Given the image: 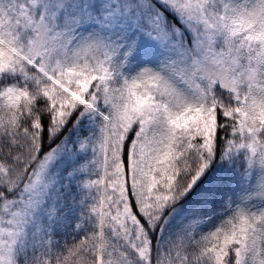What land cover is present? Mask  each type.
Returning <instances> with one entry per match:
<instances>
[{
  "label": "snow or ice",
  "instance_id": "6c2138e0",
  "mask_svg": "<svg viewBox=\"0 0 264 264\" xmlns=\"http://www.w3.org/2000/svg\"><path fill=\"white\" fill-rule=\"evenodd\" d=\"M0 264H264V0H0Z\"/></svg>",
  "mask_w": 264,
  "mask_h": 264
},
{
  "label": "trees",
  "instance_id": "16d2710c",
  "mask_svg": "<svg viewBox=\"0 0 264 264\" xmlns=\"http://www.w3.org/2000/svg\"><path fill=\"white\" fill-rule=\"evenodd\" d=\"M196 251H198V250H196Z\"/></svg>",
  "mask_w": 264,
  "mask_h": 264
}]
</instances>
